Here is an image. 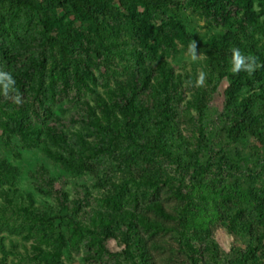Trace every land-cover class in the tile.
Returning <instances> with one entry per match:
<instances>
[{"label": "rangeland", "instance_id": "1", "mask_svg": "<svg viewBox=\"0 0 264 264\" xmlns=\"http://www.w3.org/2000/svg\"><path fill=\"white\" fill-rule=\"evenodd\" d=\"M26 1L29 5L19 8L0 0V72L15 80L7 92L0 85V264H133L139 258L124 225L129 217L145 222L136 225L145 264H264L256 200L264 192V147L248 134L236 142L227 138L239 101L259 91L264 66L254 71L262 69V76H249L251 86L243 82L235 88L229 103L226 92L237 74L221 53L225 46L251 54L255 46L264 56V13L258 20L261 31H254L213 21L186 0H163L158 10L132 0H108L115 20H106V42L113 45L98 56L88 22L67 4ZM127 9L146 23L152 54L137 44ZM254 10L260 7L255 4ZM161 25L170 46L157 37ZM57 40L79 48L75 57L94 77L90 91H61ZM193 41L196 55L190 51ZM41 59L42 109L32 99L37 85L32 64ZM136 65L150 73L151 87L140 95L149 114L147 125L138 122L134 129V142L149 145L146 127L162 97L156 80L163 67L176 86L170 143L180 146L181 164L152 150L131 151L123 127L117 126L121 138L108 147L109 136L91 126L94 120L103 126L122 120L113 101L127 88ZM201 74L204 81L198 84ZM13 112L23 118L24 131H37L24 137L9 117ZM186 149L209 166L205 176L190 178L194 157L181 153ZM177 190L191 200L177 197ZM238 211L248 227L233 223ZM107 221L110 236L103 239ZM248 248L255 249V261L242 263Z\"/></svg>", "mask_w": 264, "mask_h": 264}, {"label": "trees", "instance_id": "2", "mask_svg": "<svg viewBox=\"0 0 264 264\" xmlns=\"http://www.w3.org/2000/svg\"><path fill=\"white\" fill-rule=\"evenodd\" d=\"M56 4L62 6L67 4L69 8L80 17L82 20L87 21L89 27L92 29L94 35V40L99 47L100 51H96L98 56H101V52H110L112 43H107L106 39L108 38V29L106 28V20L109 17L112 20V15L109 11L107 2L108 0H53ZM191 5H193L200 13L209 19L222 23V24H231L236 23L243 30L253 29L259 27L258 20L262 13H264V0H186ZM9 2L19 8L28 6L29 3L26 0H9ZM134 5L141 4L146 10H158L163 5V0H132ZM255 4L260 7V11H255ZM129 15L132 17L131 31L133 35L137 38V44L147 53L152 54L153 51L147 44V34H146V23L140 22L135 19L133 11L127 9ZM261 31V28H258ZM263 30V29H262ZM158 39L162 41L165 45H171V38L166 30L165 25H161L158 28ZM56 44L58 45V53L61 58L58 79L61 83V91L66 92L67 89L72 88L75 93H79L83 90L90 91V86L88 81H94L93 74L90 71L89 66L81 59L75 57V52L77 48L73 42H62L57 40ZM49 46L51 43L49 41ZM85 52L86 46L79 45ZM252 52L250 55H253L258 58V61H261L264 65V56L262 52H257L255 46H251ZM242 52L246 53V48L241 49ZM6 57L7 53L5 51L1 52ZM221 53L226 58L230 60L231 52L227 50L225 46L221 48ZM43 54V58H45ZM44 59H41L39 63L32 64L35 71L37 72L36 76V87L32 90V99L34 103L38 105L39 108H43V102L41 99H45L44 94H42L43 82V73H44ZM136 63H139L137 61ZM263 71L258 70L251 74L241 72L237 74L229 88L227 89V98L229 103H232L234 99L235 88L238 87L241 83L245 82L247 86H251L252 82L249 79L250 75L253 76H262ZM127 88L120 91L119 99L114 100L113 103L116 104L119 115L121 116V121L107 123L105 126L101 123L94 120L91 123V126L95 130H99L107 134L108 147H111L113 143L121 138L118 127H123L124 136L123 139L129 142L128 147L131 151H134L135 148H141L145 150L155 151L157 154L161 155L164 158L169 159L170 161L182 163V155L180 154L181 148L179 145H171L170 137L175 132L174 124V112L172 110L171 102L173 101V95L176 92V86L172 80V73L169 70L164 69L163 67L159 68V74L156 80V92L160 94L161 99L157 100L155 107V117L152 120L150 127H146L150 135L149 145L147 147L137 146L133 139V131L136 129L138 122L143 126L147 125V115L149 114V105L144 103L140 98L142 92L150 89V73L146 72L144 69H139V66L136 65V68L130 70V76L126 81ZM22 88V83L19 84ZM48 92L50 95H53V84L48 87ZM155 92V91H153ZM238 111L235 118L232 120L231 124L227 129V138L231 141H238L243 138L245 135L252 136L257 142H259L264 147V81L260 80V87L257 93L246 96L242 98L238 103ZM256 107L260 108V112L255 113ZM201 110H199L200 114ZM14 116H9L10 119L15 123L18 129L21 130L24 137H28L31 132L37 131L35 128L31 127L29 130L24 131L23 118L19 116L17 112H13ZM118 126V127H117ZM28 131V132H27ZM60 139H63V136H60ZM183 155L189 156L192 154L194 157L193 172L190 175L191 179H197L205 176L208 173L209 166H202L197 160L195 153L189 152L187 149L182 151ZM264 169V167H263ZM176 196L182 198L183 200L190 201L188 194H183L180 190L176 191ZM259 208V223L264 227V192L256 196ZM155 209L159 208L157 206ZM161 212V211H159ZM242 211H238L236 216L233 218V223H238L243 227H248V225L240 222ZM133 216V215H131ZM184 219V217H182ZM110 222L107 221L106 225L101 228L100 234L103 236V239H107L110 236L109 226ZM144 225L145 222L143 219L136 221V218L129 217L128 220L124 221V225L130 235L133 236L134 244L131 246L137 253L139 260L133 264H145V253L141 248V239L137 235L136 225ZM102 242V240H101ZM132 254L130 253V256ZM134 259V258H133ZM191 260L194 262V258L191 257ZM242 263L247 261H255V249L248 248L240 256Z\"/></svg>", "mask_w": 264, "mask_h": 264}, {"label": "clouds", "instance_id": "3", "mask_svg": "<svg viewBox=\"0 0 264 264\" xmlns=\"http://www.w3.org/2000/svg\"><path fill=\"white\" fill-rule=\"evenodd\" d=\"M190 51L193 53V55H196V45L194 41L191 45ZM230 64H231L230 71L233 74H239L241 72L251 74L257 68L264 66L258 62L257 57L250 54H245L238 47H233L231 49ZM203 81H204V74H201L197 83L203 84ZM14 84H15V80L10 73L0 72V85L3 86V91L7 92L12 88Z\"/></svg>", "mask_w": 264, "mask_h": 264}]
</instances>
